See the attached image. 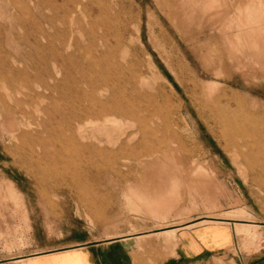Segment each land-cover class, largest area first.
I'll return each mask as SVG.
<instances>
[{
	"label": "rangeland",
	"instance_id": "obj_1",
	"mask_svg": "<svg viewBox=\"0 0 264 264\" xmlns=\"http://www.w3.org/2000/svg\"><path fill=\"white\" fill-rule=\"evenodd\" d=\"M84 72L128 115L79 124ZM8 85L0 254L131 236L136 264H164L184 229L226 222L232 249L264 247V0H0Z\"/></svg>",
	"mask_w": 264,
	"mask_h": 264
},
{
	"label": "crops",
	"instance_id": "obj_2",
	"mask_svg": "<svg viewBox=\"0 0 264 264\" xmlns=\"http://www.w3.org/2000/svg\"><path fill=\"white\" fill-rule=\"evenodd\" d=\"M228 223L231 222L184 229L164 264H264V247L253 253L232 249L237 235ZM131 238L124 236L104 243H72L35 252L0 254V264H136Z\"/></svg>",
	"mask_w": 264,
	"mask_h": 264
},
{
	"label": "bare ground",
	"instance_id": "obj_3",
	"mask_svg": "<svg viewBox=\"0 0 264 264\" xmlns=\"http://www.w3.org/2000/svg\"><path fill=\"white\" fill-rule=\"evenodd\" d=\"M96 64H97V61L95 59L90 60V61H88L87 68L91 69L93 67V65H96ZM12 74H14V73H12ZM15 74L18 75L17 73H15ZM10 78H13V77H10ZM81 78H82L83 83H85L86 85H88L91 88L90 94H91V99L93 101L91 102V104H90L89 107L82 108V111L81 112L75 114V120L79 124H81L83 121H88V122L91 121V123H92V121H95V122L96 121H98V122L101 121L103 123V126H105L107 124V122L114 121L115 120V118H112V117H121V118H123V117H125V116L128 115V110L123 105V103L113 104V103L110 102L111 95H112L113 91L116 90V86L115 85L110 84L107 81V79L106 80H102V81L101 80H98V79L95 80L92 77L88 76L87 73H85V72L82 74ZM8 87H9V90L10 91H7L6 92V96H1L0 102L2 103V105H5V106H7V107L10 108L9 103H7L5 101V98H8L9 100L12 99V98H15L16 97V92H18V90L15 87H13V86H9L8 85ZM79 90H82V89H79ZM79 96L81 97V95H79ZM1 112H3V113L5 112L4 107L2 108ZM13 113H15V112H13ZM113 123H116V122H113ZM220 123H223V125L225 127L230 128L231 130H233L234 131V134L236 136L237 135H240V134H243V131L245 130L240 125V122L239 121H237L236 119L232 118V116L229 117V115H227L226 113L224 114L223 121L220 122ZM85 124H87V122ZM89 125H91V124H89ZM81 128H82V126H79L78 129L81 130ZM136 130H138V129H136ZM130 139H131V137L128 138V139L114 140L115 141L114 147H113L114 150L117 151L118 153H122L123 150H124V148H125V146L130 145L129 144V140ZM108 142H109V140H108ZM83 143H84V141H83ZM139 143H141L140 140L137 141V144L138 145H139ZM233 144H234L235 148H237V151H238L239 155H244L245 152H246V150L249 149V147H250V144L246 140H243L241 142V141L235 139V141H234ZM102 146H104V145H102ZM108 150H109V147H108ZM110 150H112V149H110ZM106 151H107V149H106ZM57 159L59 160V158H57ZM90 161H92V160H90ZM261 167H262V165H261ZM117 174H118V176H120V177L123 178V174L120 171ZM125 175L129 177V174H125ZM240 226L237 227L239 232L240 231H244V229H248V227H250V226H254V224L249 223V224H242Z\"/></svg>",
	"mask_w": 264,
	"mask_h": 264
}]
</instances>
